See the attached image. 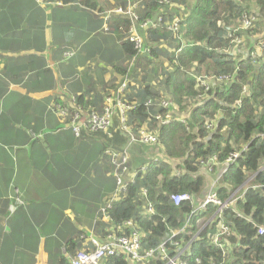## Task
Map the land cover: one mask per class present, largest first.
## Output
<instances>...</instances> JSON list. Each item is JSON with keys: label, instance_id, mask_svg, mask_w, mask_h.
I'll use <instances>...</instances> for the list:
<instances>
[{"label": "trees", "instance_id": "16d2710c", "mask_svg": "<svg viewBox=\"0 0 264 264\" xmlns=\"http://www.w3.org/2000/svg\"><path fill=\"white\" fill-rule=\"evenodd\" d=\"M32 1L39 13V2ZM48 1L60 5L76 3L78 9L90 14L96 11V29L87 34L81 28L73 31L61 24L60 18L61 32L73 31L75 38L85 39V48L91 47L99 56V47L104 43H112L116 49L111 55L117 61L113 69L119 75L118 81L104 92L75 94L76 105L90 112H101L105 99L117 89L122 78L131 75L137 86L128 84L124 98L137 103L127 112V122L132 129L135 131L142 126L149 114L152 116L148 122L150 127L169 120L158 127L155 144L134 143L129 147L131 166L143 165L145 168L138 169L133 181L127 182L117 198H111L116 189L113 175L115 163L107 151L120 152L127 145V137L119 127V118L113 117L108 131L82 130L79 136H75L69 129L75 137L89 138L94 142L92 145L99 148L103 158L104 170L111 177L105 179V184H110L107 192L113 194L101 209V213L104 209L107 220H103L102 216L97 218L92 236L105 240L110 234L128 235L137 230L143 234L144 248L157 246L166 233L182 226L192 208L188 201L174 205L169 195L189 193L193 198H201L206 175L200 170V161L214 156L217 165L211 176L216 178L220 175L215 186L219 198L228 199L246 181L247 184L239 189L235 202L222 212L223 222L232 231L227 237L225 253L209 243L205 236L206 232L215 228L213 221L211 229L208 228L190 243L185 259L188 264H208L210 260L220 264H264V233H257L258 226H264V170L261 169L264 164V57H252L248 53L234 57L225 52L229 46L227 27L235 26L238 18L250 8H257L260 19L257 25H261L264 22V0H168L169 3L160 0H44V3ZM132 5H136L137 31L143 46L150 51L142 53L135 47L129 39L133 20L127 14L116 12L119 7L127 9ZM1 15L2 11L0 22ZM159 16L164 21L159 26H142L145 19L156 21ZM176 17L180 19L179 29L173 34L165 28V22ZM104 20L106 24L103 27ZM80 22L82 25L85 22L83 16H80ZM32 23L28 24L33 26ZM101 27L108 35L92 40L90 35ZM118 32L122 35L115 39L112 33ZM58 41L67 44L60 48L64 59H70L75 50L77 52V49L71 48L73 38L69 32L63 33ZM66 52L73 54L66 56ZM196 76L222 78L205 90ZM152 79L157 85L151 84ZM199 94H205L206 98L196 100ZM165 96L172 104H169L168 110L178 108L179 112L188 111L184 121H179L174 113L165 117L166 108L158 105ZM151 100L155 105L146 107L145 102ZM187 106L190 108L186 109ZM49 111L57 115L52 107ZM156 114L160 115V119ZM206 119L214 121L211 130L205 127ZM65 124L62 121L58 129L66 130ZM234 152L239 153L238 157L226 163ZM147 202L153 207V212L149 214L143 212ZM214 211L209 206L191 220L192 225L199 216L207 218ZM128 221L130 225L126 224ZM97 224L100 225L98 233L95 230ZM185 237L188 238L187 235ZM78 242L81 244L77 248H67L68 253L61 258L60 264H69L70 257L89 247L88 242ZM67 245L75 243L69 240ZM100 264L131 262L126 255L116 254L103 258Z\"/></svg>", "mask_w": 264, "mask_h": 264}, {"label": "crops", "instance_id": "0c3cea01", "mask_svg": "<svg viewBox=\"0 0 264 264\" xmlns=\"http://www.w3.org/2000/svg\"><path fill=\"white\" fill-rule=\"evenodd\" d=\"M55 3H39L37 13L32 0H0V264H60L67 248L94 237L99 216L107 220L101 209L113 194L94 142L60 131L62 121L49 109L83 91L113 87L116 49L104 43L99 56L75 38L79 28L86 34L97 28L96 11ZM60 18L73 31L61 32ZM65 32L77 49L70 59L58 41Z\"/></svg>", "mask_w": 264, "mask_h": 264}, {"label": "built area", "instance_id": "2783aa9c", "mask_svg": "<svg viewBox=\"0 0 264 264\" xmlns=\"http://www.w3.org/2000/svg\"><path fill=\"white\" fill-rule=\"evenodd\" d=\"M36 1L44 3V0ZM160 2L169 3L168 0H160ZM135 6L132 5L127 9H121L119 7L116 9V12L127 14L133 20V24L130 28L131 34L129 39L135 44V47L143 53L150 51V49L143 46L142 37L137 31V27L135 25V21L137 19V15L134 12ZM179 21L180 19L177 17L172 21L167 20L165 22V28L175 34L179 29ZM258 21H260V19L257 15V8H250L238 18L235 26L231 28L227 27L228 33L226 38L229 40V46L225 49V52L234 57L245 55L247 53L252 57H264V31L261 32L264 22L261 25H257ZM162 22L164 21L161 16H159L156 21L147 18L143 21L142 26L144 28L148 26L157 27ZM72 54V52L65 53L66 56H72ZM166 65L167 63L165 62L164 66L166 67ZM196 78L201 86L207 90L222 77L201 78L196 76ZM128 84L137 86L131 75H126L122 78V81L117 89L105 99L104 108L101 112H90L88 110H84L79 105H76L75 96H71L69 98L68 104L57 102L52 105L55 113H57L62 121L66 122L64 127L71 129L75 136H79L82 133V130L108 131L112 126L113 117L116 116L119 118V127L127 137V145L120 152L107 151L113 157V161L115 163V171L113 175L116 179V189L112 198H117L116 195H118L121 190L126 188L127 182L133 181L139 168H145L143 165L139 167L131 166L129 147L134 143H140L142 145L155 144L158 139V127L169 121L166 119L164 121H160V123H156L155 127H150L148 122L152 116L149 114L147 121L134 131L132 126L127 122V112L130 109H133L137 103L128 102L124 98V90ZM151 84L157 85L154 79L151 80ZM201 98H206V95L199 94L197 95L196 100ZM235 103L239 104V101H236ZM169 104L171 103L167 96L158 102L160 107L166 108L167 112L165 117L174 113L179 121H184L186 113L183 117H179L177 114V112H179L178 108L168 110ZM154 105L155 102L152 100L145 102L146 107ZM155 116H157V119H160L159 114H156ZM213 126L214 121L206 119L205 127L211 130ZM238 155V152L232 153L227 158L226 163L232 162L236 157H238ZM154 159L157 160V157ZM173 163L177 164L178 161H173ZM200 163L202 166L200 170H204L210 175L214 170V166L217 165L215 164L216 158L214 156L208 158L206 161L201 160ZM261 169L264 170V164ZM223 171H225V168L222 172ZM219 177L220 175L213 178L209 183L207 181L205 182V189L201 198H193L189 193H173L169 195V198L174 205H179L183 201H188L192 204V208L186 214L182 226L177 229H172L170 232L166 233L163 240L157 246L144 248L142 246L143 234L137 230L131 231L128 235L110 234L105 240H100L97 237H91L88 242L89 247L82 249L77 254L70 257L69 264H100L103 258L116 254L126 255L130 259L131 264H188L185 256L188 254L190 243H192L194 239L198 238L201 233L205 232L208 228L211 229L213 221L216 223L215 228L212 231L206 232L205 236L209 243L221 248L222 253L224 254L228 244L227 237L232 233V231L223 222L222 212L235 202L236 197L239 194L238 192L240 191L239 189H241L242 186H245L247 181L244 185L237 188L228 197V199L222 200L218 197L215 191V186H217ZM143 195L145 196V192H143ZM108 206L109 204L107 207ZM209 206H212L215 209L214 213L207 218L199 216L195 219L194 225H192L191 220H193L197 215H200L203 211L207 210ZM143 212L145 214L153 212V207L149 202L144 205ZM102 214H105L104 209ZM126 224L130 225L131 222L128 221ZM189 228H193V230H188ZM257 233H264V226H258ZM185 235H187L188 238H186ZM198 261L199 259L197 262ZM208 264L220 263L210 260Z\"/></svg>", "mask_w": 264, "mask_h": 264}, {"label": "rangeland", "instance_id": "374dc122", "mask_svg": "<svg viewBox=\"0 0 264 264\" xmlns=\"http://www.w3.org/2000/svg\"><path fill=\"white\" fill-rule=\"evenodd\" d=\"M254 30V29H253ZM264 31V25H262V28H261V32ZM111 33V32H110ZM114 38L116 39L117 37L119 38L122 34L121 32H118V33H112ZM105 35H108L107 33H105V31L103 30V27L100 28V30L96 31V33H92L90 36L92 38V40H96V39H99L100 37H105ZM119 45V43H118ZM243 52V51H242ZM121 59H123V56L121 55ZM190 107H186V109H189ZM185 112L188 113V111H181V112H177L178 116L179 117H183L185 115ZM93 149L95 151H99V148H96V147H93Z\"/></svg>", "mask_w": 264, "mask_h": 264}]
</instances>
